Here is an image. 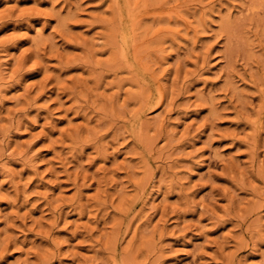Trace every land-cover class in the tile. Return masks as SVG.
I'll use <instances>...</instances> for the list:
<instances>
[{"label":"rangeland","instance_id":"obj_1","mask_svg":"<svg viewBox=\"0 0 264 264\" xmlns=\"http://www.w3.org/2000/svg\"><path fill=\"white\" fill-rule=\"evenodd\" d=\"M0 264H264V0H0Z\"/></svg>","mask_w":264,"mask_h":264},{"label":"bare ground","instance_id":"obj_2","mask_svg":"<svg viewBox=\"0 0 264 264\" xmlns=\"http://www.w3.org/2000/svg\"><path fill=\"white\" fill-rule=\"evenodd\" d=\"M130 10H131V9H130ZM130 13H131V12H130ZM120 54H121V53H120ZM120 54H119V55H120ZM120 56H121V55H120ZM124 64H125V63H124ZM158 100H159V99H158Z\"/></svg>","mask_w":264,"mask_h":264}]
</instances>
